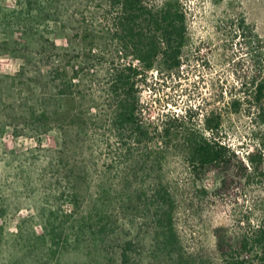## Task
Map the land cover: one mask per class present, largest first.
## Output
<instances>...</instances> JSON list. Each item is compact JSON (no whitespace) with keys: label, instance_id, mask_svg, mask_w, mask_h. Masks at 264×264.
<instances>
[{"label":"rangeland","instance_id":"374dc122","mask_svg":"<svg viewBox=\"0 0 264 264\" xmlns=\"http://www.w3.org/2000/svg\"><path fill=\"white\" fill-rule=\"evenodd\" d=\"M163 1L144 0L149 6H161ZM180 2L189 38L184 65L173 73L153 70L147 82L142 79L140 119L146 126V120L156 124L188 111L192 115L188 124L210 137L204 130V116L218 110L224 121L218 138L243 161L254 155L259 170L234 195L213 200L200 190L216 189L217 173L211 172L200 182L182 155L172 153L165 172L176 198L178 247L173 254L164 251L161 258L156 259L157 255L147 264H218L215 228L238 233L264 223V122L251 97L242 93L250 91L251 79L264 76V0ZM112 12L111 0H0V264H117L90 233L99 220L92 206L104 177L115 198L101 200L100 208L126 226L139 227L146 220L143 204L129 201L134 194L127 190L146 180L132 174L134 168L120 155L119 138L107 120L96 125L89 122L87 135L78 127L70 129L76 141L69 144L66 160L75 173H84L83 166L89 168L85 182L76 183L79 203L64 205L57 221L51 219L47 226L38 216L42 209L46 214L52 211L57 199L50 182L41 179L36 151L64 142L59 133L68 130L52 122L48 133H37V116L57 106L54 86L51 89L49 84L50 72L59 64L57 57L41 53V42L49 39L81 54L77 66L90 70H85L87 80H98L120 60ZM242 21L243 34L248 36L245 41L237 34ZM249 41L253 56L248 53ZM235 97L242 102L237 111L230 107ZM124 175H132L130 188H126ZM34 193L39 196L37 206L29 199ZM4 202L16 203L15 209L13 205L6 209ZM140 261L146 264L145 258Z\"/></svg>","mask_w":264,"mask_h":264},{"label":"trees","instance_id":"16d2710c","mask_svg":"<svg viewBox=\"0 0 264 264\" xmlns=\"http://www.w3.org/2000/svg\"><path fill=\"white\" fill-rule=\"evenodd\" d=\"M111 5V25L120 60L107 70L104 77L87 80L85 70L87 73L90 70L77 66L81 54L69 47H59L49 39L41 42V53L57 57L59 64L50 72L49 84L51 89L54 86L53 98L57 106L37 116V133H48L52 122L64 124L63 127L68 130L63 129L59 133L64 142L59 140L55 147L36 151L37 163L42 168L41 179L45 177L50 182L57 199L52 211L46 214L42 209L38 216L45 219L47 226L51 219L57 221L56 216H61L64 205L79 203L81 193L76 183L85 182L89 168L83 166L86 167L84 173H75L71 162L66 160L69 144L76 141L75 136L71 137L70 129L78 127L81 134L87 135L85 130L89 122H96V125L101 120H107L110 129L119 138L117 148L120 155H125L129 166L134 168L132 174L136 179L142 177L146 180L138 188L127 189L134 194L129 201L143 204L146 220L139 227L126 226L116 221L113 214H107L100 208L101 200L115 198L104 177L98 184L92 206L99 220L92 229L89 228L90 233L94 242L110 253L117 264H144L140 261L142 258L147 264L157 255L156 259L161 258L164 251L173 254L178 247L176 198L165 172V162L172 153L182 155L191 175L200 182L211 172L217 173L220 179L217 188L210 191L204 187L200 190L204 196H212L213 200L234 195L250 181L259 166H255L254 155L243 161L236 151L218 138L224 123L223 114L218 110L204 116V130L210 133V137L188 124L192 118L188 111L183 115L167 116L166 121L156 124L146 120L145 126L140 119V83L145 81L142 80L144 78L147 82L153 70L161 74L181 70L189 42L187 16L180 0H164L161 6H149L144 0H111ZM245 28L242 21L237 32L244 41L248 37L243 34ZM77 37L80 33H76ZM246 43L249 55L253 56L252 42ZM128 58H132L133 62H121ZM247 85L250 91L242 93L251 97V103L264 122V76L254 77ZM241 105L237 97L230 103L235 111ZM103 111H106L105 115ZM20 166L23 168L22 163ZM123 177L128 184L126 188H130L128 182L132 175ZM29 199L34 205L40 203L38 194H32ZM5 203L6 209L9 207L11 210L13 206L15 209L16 203ZM4 207L1 211H5ZM214 233L218 264H264V223L258 224L252 231L238 233L219 226Z\"/></svg>","mask_w":264,"mask_h":264}]
</instances>
